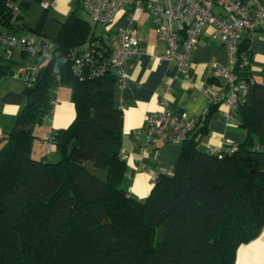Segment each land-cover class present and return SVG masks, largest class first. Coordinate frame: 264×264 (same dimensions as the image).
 I'll return each mask as SVG.
<instances>
[{"label":"trees","instance_id":"1","mask_svg":"<svg viewBox=\"0 0 264 264\" xmlns=\"http://www.w3.org/2000/svg\"><path fill=\"white\" fill-rule=\"evenodd\" d=\"M24 25L0 0V31L18 34ZM50 40L0 146V264H238L237 247L264 226V84H248L237 101L234 119L246 134L234 150L198 146L220 105L211 102L180 143L171 173L158 172L137 198L123 182L117 73L90 72L113 47L73 12ZM91 40L105 49L75 72L72 49ZM239 51L251 59L246 43ZM14 70L0 53V75ZM60 83L71 87L75 116L50 133L58 158L35 157L32 127L51 113Z\"/></svg>","mask_w":264,"mask_h":264},{"label":"crops","instance_id":"2","mask_svg":"<svg viewBox=\"0 0 264 264\" xmlns=\"http://www.w3.org/2000/svg\"><path fill=\"white\" fill-rule=\"evenodd\" d=\"M19 1L21 2L19 13L26 26L18 28L17 33L43 49V52L36 53L37 61L42 60L44 56L46 58L47 51L53 46L50 36L57 32L61 21L70 12L79 16L78 11L82 8L80 0H48L49 5L46 8L41 6L40 0ZM125 10V8L119 10L111 22L103 24L104 27H101L98 33L93 29L88 17L82 15L79 17L90 22L95 34L107 35L105 37L107 43L113 47L117 44L119 30L126 21ZM134 27L143 50L125 63L126 82L123 87H117L114 96L122 108L121 148L128 154V158L125 159L127 169L123 182L130 187L129 192L133 196L144 198L153 185L150 174H156L160 168L171 167L177 161L180 150V144L177 146V143L167 141L163 137H154L147 145L148 157L142 158L139 146L143 143L144 134L139 133L138 138L136 134L145 116L160 110L161 100L165 97L168 106L174 111L184 112L188 117L201 120L208 103V94L203 92L201 87L206 86L212 91L221 89L219 80L213 75L210 62H225L226 53L219 37L211 34L212 26H207L190 53L193 70L190 78H186L177 71L172 60L153 59L152 56L164 51L165 42L159 37L148 11L139 14ZM22 29L25 31L21 32ZM240 42L246 43L251 62L247 68L238 70L239 76L247 78L248 84L253 82L264 84V30H259L254 36H249L244 31ZM6 49L0 48V53L12 67H15L12 53L9 57L5 56ZM20 52L22 56L25 55L22 50ZM27 68L29 67L22 69ZM165 85L169 86L166 93L163 91ZM23 86L24 80L21 75H0V146L13 126L17 112L25 103ZM71 92V87L67 83H60L53 89L51 113L34 123L32 127L34 136L31 153L34 156L50 160L58 158L54 143L48 146L46 136L53 129L65 128L74 118L75 107ZM223 107L224 104L221 103L206 122L204 133L198 142L200 149L219 148L226 136L238 142L245 137L246 132L238 125L236 119L226 121L223 118ZM141 162H144V168L137 167ZM235 258L238 264H264V226L255 238L237 247Z\"/></svg>","mask_w":264,"mask_h":264},{"label":"built area","instance_id":"3","mask_svg":"<svg viewBox=\"0 0 264 264\" xmlns=\"http://www.w3.org/2000/svg\"><path fill=\"white\" fill-rule=\"evenodd\" d=\"M40 4L46 8L49 1L40 0ZM80 4L92 20L101 23L111 22L119 10L126 9V21L119 30L117 44L113 46L108 59L90 69L91 74H99L106 66L113 68L118 76V87H123L126 82L125 63L143 50L134 32L135 22L142 11L151 14L158 35L165 42L164 51L152 56L153 59L172 60L177 71L186 78H190L193 70L190 53L202 31L211 25V34L221 40L226 59L225 62H210L213 75L219 80L221 89L212 91L202 86L201 90L208 94L207 105L211 102L224 104L223 118L226 121L234 119L237 101L248 91V82L239 76L238 70L248 67L251 62L246 53L239 51L240 39L244 31L249 36H254L259 30H264V0H80ZM7 5L12 18H16L20 11L17 0H7ZM14 47L25 54L43 52L39 45L24 36L0 31V48ZM104 49L103 42L98 40L86 41L74 47L73 70L81 72L83 64L92 63L94 57L100 56ZM36 70L37 67L34 65L25 70L16 68L11 74L21 75L26 83ZM163 91L168 92L169 86L165 85ZM196 123V118L171 109L167 99L163 97L161 109L147 114L136 134L137 138L139 133L144 134L143 143L139 146L141 157H148L147 145L154 137L181 143L195 128ZM46 140L50 146L52 142L50 134L46 136ZM236 146L237 142L226 136L219 148L223 151H232ZM208 149L216 151L218 148ZM121 156L124 159L128 158V154L123 150ZM137 167L144 168V162L139 163ZM158 172L171 173V168L169 170L160 168ZM155 175L150 174L152 182Z\"/></svg>","mask_w":264,"mask_h":264},{"label":"rangeland","instance_id":"4","mask_svg":"<svg viewBox=\"0 0 264 264\" xmlns=\"http://www.w3.org/2000/svg\"><path fill=\"white\" fill-rule=\"evenodd\" d=\"M78 13H79L78 14L79 16L82 15L85 18L88 17L87 19H89L91 21V23L93 24L92 26H93V29L95 30L96 33L99 32V30H100L101 27H104V25H103L104 23L94 22V20H92V18L90 17V15L88 14V12L84 8L83 9L81 8L78 11ZM23 31H25V30L22 29L21 32H23ZM103 36L106 37L107 35H104L103 34ZM4 53H5V56H7V57H9V55H11V53H12V55H13V58H12L13 59V65L15 66L14 67L15 69L16 68L17 69H22L24 67H29L30 68V67L34 66L36 63H38V62L40 63V62H44L46 60V58L44 56V57H42V60L37 61V59H35L36 58V54H25L24 56H22L21 55L22 53L20 52V49L11 50V49L7 48L4 51ZM179 144L180 143H177V146H179ZM32 155H33V153H32ZM165 168L167 170L170 169V167L169 168L165 167ZM157 172L158 171H156V174H157Z\"/></svg>","mask_w":264,"mask_h":264}]
</instances>
